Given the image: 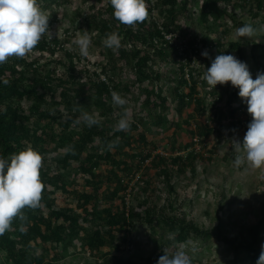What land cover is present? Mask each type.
<instances>
[{
  "label": "trees",
  "instance_id": "trees-1",
  "mask_svg": "<svg viewBox=\"0 0 264 264\" xmlns=\"http://www.w3.org/2000/svg\"><path fill=\"white\" fill-rule=\"evenodd\" d=\"M81 1L86 10L72 5L70 22L77 24L68 26L65 6L71 0H39L50 14L52 39L45 35L28 57H13L0 65V155L8 158L32 147L43 156L45 185L43 206L24 210L25 231L16 220L12 231L0 236V264H64L77 251L91 258L86 264H138L126 255L138 222L148 224L155 246L145 264H157L163 249L171 253L173 245H189L191 238L221 243L229 252L227 264H257L264 245V204L258 220L231 234L222 203L215 210V224L201 226L178 212L173 185L176 176L186 171L193 175L197 163L213 159V149L205 155L192 148L195 142L203 146L218 127L224 128L233 155L232 142L247 131L251 116L246 102L237 103L239 90L232 88L221 105L217 88L222 85L206 88L202 77L217 55L228 54L227 49L243 58L240 39L227 41L229 25L249 24L237 23L241 13L253 27L264 25V0H146L148 19L134 27L114 18L110 0ZM192 23L202 32H192ZM85 30L96 46L93 60L81 57L76 45L67 47L76 31ZM112 31L121 36L117 52L103 45ZM247 43L256 64L264 62L258 58L264 55V41ZM158 64L168 70L162 72ZM163 78L170 83L167 91ZM200 85L205 87L203 94ZM112 91L137 101L132 112L125 106L134 121L128 132L114 131L123 109L113 104ZM168 97L175 101L177 118L185 113L182 121L167 115ZM83 111L98 114L100 125L73 126ZM170 128L169 138L157 144L156 134ZM182 131L188 139H179ZM117 137L109 150L107 145ZM161 184L167 195L159 205ZM128 188L139 193L135 204L127 202ZM170 233L176 234L174 240L168 239ZM193 264H205L198 253Z\"/></svg>",
  "mask_w": 264,
  "mask_h": 264
},
{
  "label": "clouds",
  "instance_id": "clouds-1",
  "mask_svg": "<svg viewBox=\"0 0 264 264\" xmlns=\"http://www.w3.org/2000/svg\"><path fill=\"white\" fill-rule=\"evenodd\" d=\"M114 18L126 27H134L148 19V5L146 0H110ZM49 17L39 4V0H0V65L10 58L24 59L38 46L42 38L47 35L52 39L49 30ZM264 32V26L255 28L251 24H244L235 30V36L252 39ZM259 41H257L258 43ZM92 37L89 31H78L72 44L76 45L81 57H89ZM103 45L117 52L121 47V36L112 31L106 35ZM202 55L207 57L205 50ZM207 85L215 88L219 85L231 84L238 89L239 97L246 102L247 112L252 117L247 125V131L242 144L238 140L232 142L237 153L234 164L237 168L245 166L251 169L264 167V72H259L252 78L248 66L231 54H220L211 62L202 77ZM9 83L7 79L3 81ZM112 102L123 109V113L114 126V131L128 132L134 121L130 117L129 109L125 106L129 101L119 93L112 91ZM75 110V109H74ZM55 115L53 111L51 113ZM73 126L81 123L91 128L98 126L101 119L98 114L81 112L72 121ZM109 142L107 148L112 150L118 143ZM74 154V149H69ZM43 156L32 147H27L18 153L5 158L0 155V236L12 231L14 221H21L20 230L25 231L27 216L24 210L35 211L41 208L42 193L45 188L41 178ZM175 233H170L169 240H174ZM174 251L163 249L157 264H193L198 253L196 246H175ZM257 264H264V245Z\"/></svg>",
  "mask_w": 264,
  "mask_h": 264
},
{
  "label": "rangeland",
  "instance_id": "rangeland-1",
  "mask_svg": "<svg viewBox=\"0 0 264 264\" xmlns=\"http://www.w3.org/2000/svg\"><path fill=\"white\" fill-rule=\"evenodd\" d=\"M72 4L66 5V24L69 26H76L77 21L71 23L70 17L72 15V5H75L81 10H86V5L83 4L81 0H71ZM246 20L251 24V19L246 18L245 14H238L237 23ZM194 22V21H193ZM253 24V23H252ZM66 25V26H67ZM241 22L237 26L229 25V35L228 40H238L235 36V30L238 27L243 26ZM65 26V25H64ZM191 26L192 32L199 34L202 32V29L195 23L189 24ZM264 26V25H261ZM259 26V28L261 27ZM62 29V28H61ZM60 29V30H61ZM75 32V35H77ZM264 32L260 33L257 37L252 39L240 38L239 42L242 47L243 58H239V55L231 50H228V54L234 55L239 60L245 62L248 66L252 78L255 79L260 70L264 67V62L260 60L259 64H256V57H250V48L249 41H264ZM248 40V41H247ZM247 41V42H245ZM67 47H73L72 42H70ZM209 52L207 49L202 50ZM89 58L93 60L96 55V46L91 43L89 48ZM259 55V59H264V55ZM94 65L91 66L93 68ZM159 69L163 72L168 70L167 66H160ZM130 76V75H129ZM127 78V76L125 75ZM170 83L167 79L163 78L162 86L163 90L167 91ZM206 88H211L207 85ZM231 84L222 85L217 88L218 92L222 97L221 105L225 104V98L228 93L232 90ZM201 94L204 93L205 87L200 85ZM169 110H167L168 116H173L177 118V111L174 109L175 101L171 100L168 97ZM237 103L241 102L242 99L236 98ZM127 106L131 109V112L135 107L138 106L137 101L129 102ZM184 114L179 118L180 121L183 120ZM194 119L202 121L201 117L196 116ZM192 122L194 120L192 119ZM193 124V123H192ZM182 127H185L182 123ZM243 127L239 132H242ZM173 128H170L166 132L159 131L154 137V141L157 144L165 142L169 137ZM226 130L224 128L218 127L213 136L210 137L208 141L200 144L195 142L192 145V148L197 151H203L205 155L212 154L213 159L210 162L206 163H197L196 172L191 175L188 171L185 174H181L174 178V195L175 206L178 208V212L184 213L188 218H193L197 224L204 227H211L215 224V210L218 205L222 203L223 211L222 217L225 221V224L229 228L231 234H236L241 228H246L249 224L260 218V208L264 204V167L260 169H251L245 166L237 168L234 164V159L237 153L234 151V154H230L229 144L225 141ZM150 136V134H149ZM243 137L240 138V143L243 142ZM179 139L186 140L187 134L186 131H182L179 135ZM208 148L213 149L212 153H209ZM157 151L163 152V149L159 147ZM137 174L130 181L129 186H132L133 181L136 180ZM158 183V182H157ZM157 185V184H156ZM163 189H159L160 193L157 192L159 196L157 199V204H164L165 196L167 195L164 185L161 184ZM127 192L130 193L127 195V202L129 204H135L139 199V193L136 189L130 190L127 189ZM156 194V193H155ZM153 194V197L155 196ZM172 196V195H171ZM68 202V201H67ZM73 202V201H72ZM59 205H63L64 201L62 199L58 200ZM149 227L147 223L138 222L133 228V241L130 248H127L126 255H130L134 259L138 260V264H145L144 259L153 253L154 243L151 238L148 236ZM185 245V244H183ZM182 246V245H180ZM189 248L192 246L200 247L198 249V254L202 259V262L205 264H227L230 260L228 255L229 252L227 249L216 240H205L199 241L195 238L189 239V245H186ZM84 252H74L70 254L66 259L64 264H86L89 260ZM91 260V258H90Z\"/></svg>",
  "mask_w": 264,
  "mask_h": 264
},
{
  "label": "built area",
  "instance_id": "built-area-1",
  "mask_svg": "<svg viewBox=\"0 0 264 264\" xmlns=\"http://www.w3.org/2000/svg\"><path fill=\"white\" fill-rule=\"evenodd\" d=\"M251 119H252V117H250V118L248 119V124L250 123ZM243 125H245V124H243Z\"/></svg>",
  "mask_w": 264,
  "mask_h": 264
}]
</instances>
